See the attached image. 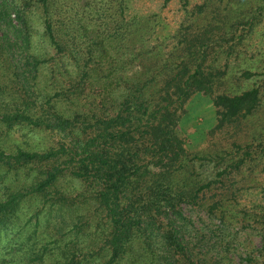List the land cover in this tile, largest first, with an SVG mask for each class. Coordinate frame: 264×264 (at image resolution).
Instances as JSON below:
<instances>
[{
    "label": "trees",
    "instance_id": "1",
    "mask_svg": "<svg viewBox=\"0 0 264 264\" xmlns=\"http://www.w3.org/2000/svg\"><path fill=\"white\" fill-rule=\"evenodd\" d=\"M126 1L99 11V27L76 28L63 0H0V264H232L247 230L260 246L244 260L264 264V213L231 203L264 140L198 154L178 128L196 95L214 106L215 130L258 109L259 87L227 91L215 65L257 17L190 24L161 53L146 45L153 19L126 17ZM34 40L53 52H33ZM25 132L53 142L28 149L17 142ZM196 161L214 162L215 174L199 176ZM183 205L209 222L197 224Z\"/></svg>",
    "mask_w": 264,
    "mask_h": 264
},
{
    "label": "rangeland",
    "instance_id": "2",
    "mask_svg": "<svg viewBox=\"0 0 264 264\" xmlns=\"http://www.w3.org/2000/svg\"><path fill=\"white\" fill-rule=\"evenodd\" d=\"M63 1L62 9L65 21L68 25H72L70 15L76 21L74 24L76 28L79 23L85 25L90 22L99 27L100 22L95 21V18L100 12L105 11L112 14L114 5L116 8V0H107V2L106 0ZM126 3V17L145 15L153 19L154 27L146 35L148 39L146 45L160 46L161 53L169 51L176 40L175 35L178 31H183L190 24L201 25L215 18L217 21L226 20L227 24L224 25L227 27L232 23H243L245 19L255 15L257 21L250 33L241 43L234 45L233 54L228 56L219 54L215 65L221 71H226L223 77V88L227 91L239 93L252 86L259 87L261 92L258 109L251 116L241 119L239 122L215 130L214 106L208 97L196 95L187 104L186 113L182 115L178 128L185 139L187 150L198 154L202 151L215 152L225 148L232 149L234 153L233 142L244 145L252 137L264 140V0H127ZM203 4L205 6L200 12L199 7ZM237 27L240 28V26ZM0 35H2V30H0ZM120 40L122 42L115 40L114 45L120 47L119 44L125 43V39L122 40V37ZM45 49L50 53L53 52L46 43L33 41L31 48L33 52L38 54ZM112 53L115 55V51ZM132 72L135 71H129L128 76ZM19 136L16 134V137ZM17 142L28 149L44 150L53 142V138L47 133L25 132L17 139ZM5 144L7 145L8 141ZM199 163V161L195 162V172L199 176L204 174L203 176L206 178L215 174L214 162L206 163L202 167L198 165ZM236 179L237 191L231 199L236 211L264 213V156L256 158L255 162H247ZM62 181L65 187L73 184L68 178H64ZM2 184L0 182V188ZM183 209L184 213L191 216L197 224H200L198 217L209 222L208 216L203 210L190 209L185 205H183ZM214 223L219 225L216 220ZM237 229L235 227L234 231ZM208 234L209 232L205 233L207 236ZM210 237H212L210 242L213 244L217 237L214 235H210ZM259 246L260 239L253 230L241 231L236 243L231 247L235 254L228 256L233 259L232 264H247L244 260L246 251H255L256 253Z\"/></svg>",
    "mask_w": 264,
    "mask_h": 264
}]
</instances>
